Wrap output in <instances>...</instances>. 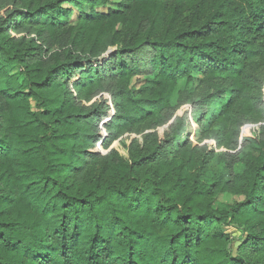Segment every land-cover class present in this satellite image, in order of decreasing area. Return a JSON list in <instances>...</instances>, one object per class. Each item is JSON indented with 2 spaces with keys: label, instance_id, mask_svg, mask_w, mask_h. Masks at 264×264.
Returning <instances> with one entry per match:
<instances>
[{
  "label": "trees",
  "instance_id": "obj_1",
  "mask_svg": "<svg viewBox=\"0 0 264 264\" xmlns=\"http://www.w3.org/2000/svg\"><path fill=\"white\" fill-rule=\"evenodd\" d=\"M107 4L0 0V264H264V138L223 156L229 176L207 180L215 148L191 143L187 115L172 113L180 83L201 76L212 88L191 103L201 129L217 119L226 131L238 109L264 116L245 79L264 58V0H121L99 11ZM105 93L115 114L103 139L108 101L87 104ZM172 120L127 158L92 152ZM224 194L244 201L219 210Z\"/></svg>",
  "mask_w": 264,
  "mask_h": 264
},
{
  "label": "rangeland",
  "instance_id": "obj_2",
  "mask_svg": "<svg viewBox=\"0 0 264 264\" xmlns=\"http://www.w3.org/2000/svg\"><path fill=\"white\" fill-rule=\"evenodd\" d=\"M107 1V6L100 9L99 11L107 12L108 10H116L117 4L121 2V0ZM84 9L87 13H89L87 7ZM3 13H5V9L1 11V14ZM78 15L79 12L75 11L72 18L73 25H76ZM33 37H35L34 34L29 38ZM116 49V47L111 48L106 53V55H108L110 52H115ZM245 79L247 85L246 95H253L254 97L261 99L262 105L264 107V58L254 59L247 64L245 70ZM144 81L145 77H136L132 80L131 89L135 94H138V92L142 89L145 84ZM211 93V86L207 84L201 76H196L193 82L190 84L181 82L173 98L174 109L172 110V113L175 114L176 117H183L185 114L187 115V131L189 133V137L187 138L191 143L198 145L201 148H205L209 145L215 148L216 158L211 163L210 173L207 180L220 175L229 176L227 163L223 161L225 159L223 156H237L243 149V145L246 144L247 140L250 138H264V116L242 118L241 114L239 113V109L235 110L233 113V121L228 124L226 131H224L217 119H215L208 128L201 129L200 125L195 121V115L196 113L199 114V111L194 110L191 103L200 101L202 98ZM104 101H108V106L110 108L109 117L102 119L100 122L98 121V125L100 136H102L103 139H106L108 137V132L105 128V124H107L110 118L115 114L112 95L110 93H105L104 95L98 96L87 105L91 106ZM173 120L168 125L164 126H162L161 122L158 121L145 122L142 125L133 128V130L124 133L121 138L111 145L108 144L107 146H104L103 142H99L92 152L100 154L101 157H107L111 153L115 152L121 157L127 158L133 143L141 146L143 145L146 138L152 135L164 138L169 131ZM226 132L229 133V136L232 139L231 142L227 141L225 144L218 146L216 138L219 136V134ZM226 145H229L231 149L225 147ZM237 158L242 160L244 159L242 154ZM242 160L234 167V172L236 174H241L244 171ZM243 201L244 197L242 196L239 197L230 194H224L218 197L215 208H218L219 210L229 209L233 205ZM224 231L226 234L232 236L237 235L239 232L235 228L224 229Z\"/></svg>",
  "mask_w": 264,
  "mask_h": 264
},
{
  "label": "water",
  "instance_id": "obj_3",
  "mask_svg": "<svg viewBox=\"0 0 264 264\" xmlns=\"http://www.w3.org/2000/svg\"><path fill=\"white\" fill-rule=\"evenodd\" d=\"M236 236V235H235ZM237 246H239V243L237 244Z\"/></svg>",
  "mask_w": 264,
  "mask_h": 264
}]
</instances>
